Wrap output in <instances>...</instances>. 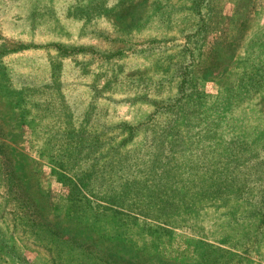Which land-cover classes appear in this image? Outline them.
Returning <instances> with one entry per match:
<instances>
[{
  "label": "rangeland",
  "instance_id": "obj_1",
  "mask_svg": "<svg viewBox=\"0 0 264 264\" xmlns=\"http://www.w3.org/2000/svg\"><path fill=\"white\" fill-rule=\"evenodd\" d=\"M187 5L0 0V264H224L216 251L208 254V245L243 256L226 264H264V231L257 246L250 236L248 255L221 244L232 237L237 220L252 226L244 219L251 211L242 204L233 212L223 201L203 197L204 179L214 169L207 152L215 138L194 124L196 117L183 145L162 155L166 171L160 170L163 162L151 167L152 152L136 144L143 142L142 131L134 132L133 143L118 127L148 120L143 129L159 132L168 116L153 113L149 100L164 104L174 98L178 78L172 69L180 63L190 67L187 87L202 94L208 110L242 70L264 60V0H212L194 46L186 38L197 19ZM183 45L193 59L180 56ZM52 71L59 92L47 87ZM241 97L223 114L219 137L228 142L231 128L239 134L246 126L254 135L243 139L263 137L256 147L224 158L231 165L219 176L222 182L264 174V81ZM80 127L88 140L98 131L99 158L69 153V139ZM90 168V176L73 175ZM100 172L108 184L98 185ZM168 182L179 188L178 198L161 196L146 208L167 217L141 216L143 192L156 186L169 192ZM139 183L143 192L134 187ZM111 195L120 205L99 199ZM186 199L189 209L177 211Z\"/></svg>",
  "mask_w": 264,
  "mask_h": 264
},
{
  "label": "trees",
  "instance_id": "obj_2",
  "mask_svg": "<svg viewBox=\"0 0 264 264\" xmlns=\"http://www.w3.org/2000/svg\"><path fill=\"white\" fill-rule=\"evenodd\" d=\"M179 2H183L188 4V13L197 19V23L195 25V28L190 36H187L186 40L189 38H192L193 46L194 43H197L198 36L203 32V28L200 26H205L204 19L208 16L209 12V6L211 4L212 0H178ZM260 49L262 48V51L264 53V40L260 42ZM186 45H183L181 47L180 56L185 55L189 57L190 59H193V52H183L186 50ZM131 49V47H130ZM121 54V53H120ZM180 59V58H179ZM181 60V59H180ZM174 71V75L178 78V82L176 84L175 88V96L172 99H168L166 101H163L164 104L157 103L156 101L149 100V103H151L154 107L153 113L162 112L165 113L168 116V121H166L162 127L160 128L159 132L155 133V131H146L143 128L144 123L148 122L146 120L145 122H139L135 126H124L123 122H120L118 124V127L122 130L127 131V141L136 143L133 139L134 132L142 131L143 136V142L140 141L136 144H138L140 147H148V150L152 152V158L150 159V166L153 168L159 167L160 163L163 162L162 167H160V170L166 171V165H167V158H163L162 155L164 153H169L175 150L177 146H179L181 143V146L183 145V138L184 135L189 134V132L192 130H195V127L192 125L193 117H196L195 125L200 126L203 125L206 127L204 131H206L207 136H209L208 132L212 137L215 138V143H212V146H214L213 149H210L207 154L211 155L213 159H215V162L212 164L214 169H210L207 173L208 177H206L205 185L203 187L202 195L204 198L209 200H217L220 201V203L223 201L224 205H230L232 207V211L234 212L236 209L239 210V206L242 204L245 206H249L248 210H250V214L245 215V220L250 221L252 226L249 228L243 227V225L239 224L241 219L237 220L235 223V228H233V235L231 238L224 236L225 238L221 239V244L226 245L230 243V248H235L238 246L240 250L242 251V254L248 255L249 249H247L248 241L250 240V236L254 237V240L256 241L254 244L255 246L258 245V238L262 236L261 232L264 231V174L263 178L259 175H255L256 179L248 182L238 183L236 179H229V181H224L219 179V176H224L227 174V168L230 164L228 161L224 160L231 159V152H238V151H244V150H250L253 146L256 147L261 142V138L263 135H258L254 139L249 138L254 135H248L246 132L249 131V126H246L243 128V132H240L239 134L235 133L234 128H231V138L228 142H222V137H219V129L223 125L225 126V119L226 117L223 115L225 112L229 113L231 112V109L234 104L237 102H242L244 99L241 97H248L249 94H252L258 86L262 84L264 81V60L259 63L258 65L252 67L250 70H247L246 68L242 70L238 75V78L236 79V83L234 86H230L229 88L225 89L222 94L218 97V102L215 104H211V109L206 110V105L204 101L202 100V94L195 90L192 86L187 87L189 80V76L191 75L190 67L185 66L180 63ZM50 78L52 79L50 81V84L47 85L49 89H53L56 92H59V87L54 86L53 79L55 78V74L52 71L50 73ZM45 86V85H44ZM143 95V94H142ZM138 97V96H137ZM141 97H146L145 95ZM150 99V98H149ZM220 106V108H219ZM196 112V115H194ZM151 117V115H150ZM86 124V123H84ZM235 126H237L235 124ZM85 128V126H83ZM83 127L78 128L76 131V135L71 136L69 141H73L69 145V153L75 154L83 151H87V156L91 158V160L97 156L98 157V151L100 148H98V131H96L95 135L89 136V140L85 138L84 135L79 133L85 134V129ZM202 131V132H204ZM87 133V132H86ZM88 135V133H87ZM97 135V136H96ZM95 137V139H94ZM199 137V134H198ZM243 137H249L247 139H243ZM242 138V139H241ZM124 140V139H123ZM117 149V148H116ZM112 151V150H111ZM190 151V149H189ZM183 152V151H182ZM117 155V153H116ZM75 156V155H73ZM94 156V157H93ZM116 157V156H115ZM228 157V158H227ZM211 158V157H210ZM261 164V162H259ZM166 164V165H165ZM58 165H61V162H59ZM165 165V166H164ZM231 165V164H230ZM229 165V166H230ZM102 167V166H100ZM111 167V166H110ZM150 167V168H151ZM88 171V172H87ZM91 172H93V168H90L89 170H86L81 173H74V177L77 179L81 176L86 177ZM90 176V175H89ZM99 177H102V181L98 183V185H106L108 184L104 180V174L103 172L99 173ZM151 181V180H150ZM169 185H171L172 188L168 189L169 192L162 191L157 186L154 188V190L151 191H145L143 192L141 187H143L144 183H139L135 187V189H140L143 192V197L147 199L144 204L140 206L139 209H142V211L139 212L141 216H146V218L151 220H160L161 217H164L166 213L159 212V210H147L146 208H150L149 204L155 205L156 202L160 201L159 199H162L161 196H164L166 199L168 197L171 198H178V187L175 185L170 184L171 182H168ZM79 185V184H78ZM167 185V187L169 186ZM74 187V186H73ZM78 187V186H76ZM81 187L83 191L87 192L89 191V187L87 184H81ZM91 195L94 190L91 189ZM242 192L246 193V198L241 199L243 197ZM172 193V194H171ZM180 193V192H179ZM233 193V194H232ZM232 194V195H230ZM169 195V196H168ZM183 195V194H182ZM118 196V195H117ZM242 196V197H240ZM105 197V196H104ZM99 197L102 201H105L107 204H112L113 202L115 206L120 205L118 202H115L117 198L116 196H110L111 198H104ZM119 197V196H118ZM182 197V196H181ZM103 199H109V200H103ZM115 199V200H113ZM122 199V198H121ZM239 199L243 201H239ZM190 200H182L183 204H179L175 209L177 211L185 212V210L189 209V202ZM110 202V203H109ZM232 202H235L233 204ZM239 202V203H238ZM153 211L155 214H152ZM167 217V215H166ZM159 222V221H158ZM152 229L159 228L158 225L151 226ZM150 227V228H151ZM264 233V232H263ZM255 246L253 248L257 251ZM212 250V252H211ZM208 254H211V256H215L214 251L219 253L221 257L220 259H225L224 264L231 263L234 259L243 260V256L234 254L230 251H225V249H222L220 247L215 248L208 245L207 248ZM258 257H262L258 254V252H254ZM253 255V254H252ZM232 260V261H231ZM231 261V262H230ZM217 264V263H215Z\"/></svg>",
  "mask_w": 264,
  "mask_h": 264
}]
</instances>
